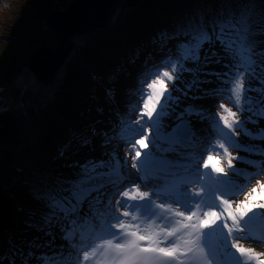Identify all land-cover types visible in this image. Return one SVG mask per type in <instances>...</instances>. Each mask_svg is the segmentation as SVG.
<instances>
[{
	"label": "snow or ice",
	"instance_id": "snow-or-ice-1",
	"mask_svg": "<svg viewBox=\"0 0 264 264\" xmlns=\"http://www.w3.org/2000/svg\"><path fill=\"white\" fill-rule=\"evenodd\" d=\"M154 43L129 122L100 133L123 158L44 181L38 235L9 239L0 264H264L242 243L264 246V9L217 0ZM207 98L217 111L187 102Z\"/></svg>",
	"mask_w": 264,
	"mask_h": 264
},
{
	"label": "trees",
	"instance_id": "trees-1",
	"mask_svg": "<svg viewBox=\"0 0 264 264\" xmlns=\"http://www.w3.org/2000/svg\"><path fill=\"white\" fill-rule=\"evenodd\" d=\"M70 1L0 0V19L4 10L14 12L11 22L0 23V88L10 100L0 105V186L17 197L0 253L8 251L9 239L38 235L30 225L41 222L43 205L36 197L43 182L58 175L70 178L75 169L69 165L91 159L81 150L103 141L100 133L116 127L118 114L125 118L133 103L120 110L117 102L135 92L134 85L148 72L146 60L149 65L160 60L155 38L186 15L217 6V0H143L124 14L117 8L109 27L92 32L90 43L68 57L56 82L44 86L29 73L25 60L37 46L55 41L45 15ZM252 3L264 9V0ZM106 46L114 49L103 52Z\"/></svg>",
	"mask_w": 264,
	"mask_h": 264
},
{
	"label": "water",
	"instance_id": "water-1",
	"mask_svg": "<svg viewBox=\"0 0 264 264\" xmlns=\"http://www.w3.org/2000/svg\"><path fill=\"white\" fill-rule=\"evenodd\" d=\"M143 0H71L60 8L50 9L44 18L45 25L55 41L34 48L25 66L36 80L45 86L52 85L60 69L71 56L78 34L94 32L109 25L117 6L135 7ZM17 197L0 186V239L12 224Z\"/></svg>",
	"mask_w": 264,
	"mask_h": 264
},
{
	"label": "rangeland",
	"instance_id": "rangeland-1",
	"mask_svg": "<svg viewBox=\"0 0 264 264\" xmlns=\"http://www.w3.org/2000/svg\"><path fill=\"white\" fill-rule=\"evenodd\" d=\"M121 7L120 6H117V8ZM116 8V10H117ZM9 9H6L2 12V17L0 19V23L4 24L7 23V22H11L14 18V12L13 11H10ZM116 12V11H115ZM114 12V13H115ZM112 14V17H111V20H113L115 18V14ZM109 23H111V21H109ZM110 25V24H109ZM109 25L103 29H99V30H104L106 28L109 27ZM99 30H96V31H99ZM95 32V31H94ZM90 33V34H89ZM89 33H84V34H78L76 35V37L74 38L75 39V45H74V48H73V51L74 49L77 47L80 48V46L82 47L84 44L86 43H90V37L91 35L93 34L92 32H89ZM109 48H113L114 49V46H106V47H103L102 48V51L103 52H106L107 50H109ZM70 57V56H69ZM63 68V67H62ZM59 74V73H58ZM18 78H14L13 80H11L9 83L10 84H13ZM35 79V77H34ZM21 86V85H20ZM169 87H171V85H169ZM138 88V87H137ZM136 88V89H137ZM21 90V88H20ZM4 91L0 90V98L2 99L3 97H1V93L4 94L6 96L5 93H3ZM135 93V92H134ZM134 93L129 97V98H126V99H121L120 101L117 102V105H118V109L120 110H126V108H122V107H126L128 106V104H130L131 102H133L132 100L134 99H137V97L134 95ZM123 95H121L120 97H122ZM2 102H8L10 101L9 98L4 97V99L1 100ZM11 101H14V100H11ZM197 105H203L205 108L215 112L217 111V104L221 101H218L217 99H212V98H207V99H201V100H197L195 101ZM223 103H225L226 105L228 106H231L230 104V101L225 99L222 101ZM13 105V104H11ZM113 115V113H112ZM125 118H123V115H117L116 117V121L117 123H119L122 119L125 121V122H129V118L127 115L124 116ZM117 131H119V129L117 128ZM7 142V141H6ZM6 142L2 143L4 146L6 144ZM103 143V142H102ZM102 143L97 145L96 147H93V148H86L85 150H81L80 154L84 157H91V158H95V159H101L102 156H103V153L108 150V151H111V149L113 148H117L120 152V155H121V158H123V155H124V152L126 151L127 149V145L123 144L122 142H120L119 140H114V142L108 146V148L106 149L105 147H102ZM1 144V145H2ZM135 171V170H133ZM260 179H264V174L261 175V177H259ZM254 181H253V185H250L249 187L251 186H254ZM238 199H243V195H240L238 197ZM10 229L6 230L4 232V234L6 232H8ZM253 236H258L260 235L259 231L257 230H254L253 233H252ZM3 242V240H2ZM1 242V243H2ZM0 243V244H1ZM59 243V242H58ZM244 244L245 247H255L256 248V251L258 252H264V246H260L258 242L256 241H243L242 242ZM3 244V243H2Z\"/></svg>",
	"mask_w": 264,
	"mask_h": 264
},
{
	"label": "bare ground",
	"instance_id": "bare-ground-1",
	"mask_svg": "<svg viewBox=\"0 0 264 264\" xmlns=\"http://www.w3.org/2000/svg\"><path fill=\"white\" fill-rule=\"evenodd\" d=\"M140 3H141V2H140ZM140 3H139V4H140ZM139 4H138V5H139ZM136 6H137V5H136ZM136 6H135V7H136ZM129 8H133V7H122V6H121V7L118 8L117 13H118V12H121V14H124V13L126 12V10L129 9ZM23 91H24V90H23Z\"/></svg>",
	"mask_w": 264,
	"mask_h": 264
}]
</instances>
